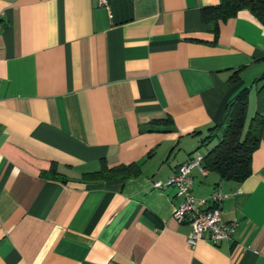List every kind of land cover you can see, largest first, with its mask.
Wrapping results in <instances>:
<instances>
[{
  "label": "crops",
  "instance_id": "0c3cea01",
  "mask_svg": "<svg viewBox=\"0 0 264 264\" xmlns=\"http://www.w3.org/2000/svg\"><path fill=\"white\" fill-rule=\"evenodd\" d=\"M218 1L0 0V264H264V124L245 177L190 168L206 205L225 193L230 239L189 246L174 186L151 184L213 143L238 89L264 117V24L241 8L214 35L200 7Z\"/></svg>",
  "mask_w": 264,
  "mask_h": 264
},
{
  "label": "trees",
  "instance_id": "16d2710c",
  "mask_svg": "<svg viewBox=\"0 0 264 264\" xmlns=\"http://www.w3.org/2000/svg\"><path fill=\"white\" fill-rule=\"evenodd\" d=\"M248 9L264 24V0H219L217 3L200 7V18L215 35L220 20L234 15L238 9ZM246 88L235 91L228 99L220 120L208 128L201 138V144L213 143L200 155L199 163L206 170L215 171L220 178L241 179L249 174V160L255 148L264 117L253 113L245 120ZM199 155V154H198ZM138 167L135 162L107 165L101 163L97 169L84 171L80 179L97 181L135 175ZM47 175L59 178L54 170Z\"/></svg>",
  "mask_w": 264,
  "mask_h": 264
},
{
  "label": "built area",
  "instance_id": "2783aa9c",
  "mask_svg": "<svg viewBox=\"0 0 264 264\" xmlns=\"http://www.w3.org/2000/svg\"><path fill=\"white\" fill-rule=\"evenodd\" d=\"M95 1L97 5L105 6L109 0ZM199 158L200 155L196 154L180 163L164 182L160 180L151 182L154 187L174 186L178 201L172 206L171 216L178 222L186 221L189 224L190 229L185 236L189 246H193L203 235H206L214 243L228 240L231 238L236 225L234 220L226 221L220 217L219 203L225 196L224 192L213 191L210 195L212 203L207 205L206 198L195 197L191 193L190 168L196 165L201 171L204 170L199 163Z\"/></svg>",
  "mask_w": 264,
  "mask_h": 264
},
{
  "label": "rangeland",
  "instance_id": "374dc122",
  "mask_svg": "<svg viewBox=\"0 0 264 264\" xmlns=\"http://www.w3.org/2000/svg\"><path fill=\"white\" fill-rule=\"evenodd\" d=\"M200 147H202V148H200ZM203 147H204V145L203 146H199V149L201 150V149H203Z\"/></svg>",
  "mask_w": 264,
  "mask_h": 264
}]
</instances>
